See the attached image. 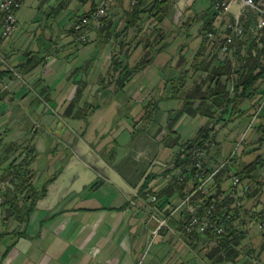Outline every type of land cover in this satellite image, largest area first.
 I'll return each instance as SVG.
<instances>
[{
  "label": "crops",
  "instance_id": "crops-1",
  "mask_svg": "<svg viewBox=\"0 0 264 264\" xmlns=\"http://www.w3.org/2000/svg\"><path fill=\"white\" fill-rule=\"evenodd\" d=\"M183 2L194 14L185 25L184 35L179 39L182 44L178 46V39L166 44L155 54L152 63L134 76L123 90L111 91L107 88L104 77L108 47L96 46L95 33L90 35V42H94L86 47H75L77 44L70 34L74 44L65 46L60 51L55 50V54L48 56L52 58L46 64L39 65L28 75L18 73L16 76L12 73V77L0 81V130L3 126L6 128L7 122L3 120L13 117L14 113L10 108L14 102L29 104L26 117L45 120L58 116L66 119L69 129L61 125L57 130L67 133V146H72L68 150L73 151L90 167L97 169L96 167L103 166L106 169L102 171V179L99 181L89 179L80 186H76V181H73V185L67 188L59 186L62 175H54L52 183L46 188V195L37 201L34 212L23 227L19 228L18 223L13 226L0 223V264H264V188L258 197L261 203L255 208V212H262L261 217L258 222H251L249 225L240 226L235 223L240 235L238 244L221 262L218 255H208L204 248L209 245L206 236L190 241L170 232L179 230L183 220L181 211L169 217V229H162L157 237H153L157 223L150 215H166L169 208L162 207L165 200L156 207L151 202V196L155 193L170 195L173 192L169 189L173 172H166V164L180 151V145L196 139L201 129L209 128L214 123V119L211 120L208 116V107L201 106L198 110L192 108L190 112L184 108L187 94L194 88L196 81H199L197 77H190L194 57L201 48L200 30L206 18L204 16L213 12L209 0ZM90 9L91 3L82 0H26L17 14L18 25L12 37L3 39L0 36V55L4 57V62H0V71L9 69L13 72V67L22 63L27 54H43V50L50 49L52 44H58V40L63 43L68 38L73 18ZM116 11V14L120 13L119 9ZM194 29L193 36L190 31ZM135 48L129 55L132 53L138 60L141 57V46ZM189 69L190 74L187 73ZM98 87L103 88L98 99L105 103V107L91 111L88 115L76 114L77 118L73 111L67 112L65 118V110L60 107L61 104L64 106L76 97L80 103H90L93 88ZM167 87L170 92L164 91L163 94L162 89ZM257 87L258 95L253 104H258L260 95L264 93L263 81ZM203 89H206V84ZM177 90L178 95L175 94ZM182 90H186L183 96ZM45 102L55 108L52 113L37 109L38 104L41 106ZM112 103L115 104L114 110L111 108ZM125 104H129L131 112L117 124L120 120L117 111ZM149 104H155L157 111L149 113L154 120L147 124L146 133L152 132L154 136L158 134L156 141L164 143L153 150L133 139L140 126L139 120L145 114L143 106ZM198 104L200 102L196 106ZM249 107L250 104L244 102L241 107L244 111L242 116L234 114L230 121L216 126V142L220 150L217 160L222 162L226 159L233 144L247 129L255 109L249 110ZM179 112H182V116L170 128L167 121L170 116ZM79 118H88V126ZM5 128L3 132L7 135ZM60 132L57 131L58 135ZM13 134L15 133L11 136ZM18 134L23 140L28 137L27 132ZM261 137L264 138V108L256 125L248 133L244 148L249 150L248 155L237 159L235 169L253 163L257 157L262 156L264 159V142L260 143ZM101 138L105 141L109 139L104 145H109L110 139L113 144H117V148L113 147L117 155L112 162L98 157L93 159L91 154L88 155L91 151L89 146L96 144ZM41 140L39 136L35 148L42 158L47 146L43 141L40 144ZM249 142L252 145L247 148ZM144 152L150 153L149 158H155L147 169V165L138 158ZM56 156L50 153L46 159L54 162ZM168 158L170 161L163 163ZM87 159L91 163H87ZM41 160L37 158L31 165L32 169L42 165ZM142 164L145 169L141 167ZM158 169L163 172L152 175ZM257 176L264 179V166ZM40 179L38 176L35 186L42 184ZM146 179L149 184L141 191ZM230 186V180H227L222 184V190L229 192ZM97 190H100L101 200L93 195ZM87 191H91V194L85 196ZM81 195L84 197L81 198ZM182 195L178 192L172 194L169 197L170 206L178 203ZM241 199L246 208L252 204V200L246 195ZM132 201L139 203L141 208L135 207Z\"/></svg>",
  "mask_w": 264,
  "mask_h": 264
},
{
  "label": "trees",
  "instance_id": "trees-1",
  "mask_svg": "<svg viewBox=\"0 0 264 264\" xmlns=\"http://www.w3.org/2000/svg\"><path fill=\"white\" fill-rule=\"evenodd\" d=\"M85 3H91V9L87 13L76 15L73 18V24L70 28V34L78 38L74 32V25L77 24L81 18L90 16L96 9L98 3L97 0H82ZM178 0H140L136 6L130 7V0H128V9L125 11L124 16L118 19V14L110 10L107 15L102 19V27L96 30V40L102 39L101 45L108 47L111 42L117 48V51L113 53L111 57V78H113V85L117 90H123L125 86L133 79L134 76L143 72L153 61L155 54L159 53L166 44L164 41V34L162 25L167 19L171 18L172 7ZM210 8L211 3H210ZM116 10V9H115ZM206 17V18H205ZM213 13L204 16V23L200 30L202 36V43L199 52L195 55L191 70L192 79L197 77L198 82L194 84V88L187 94L184 102V108L189 112L193 109L198 110L201 106L208 107V116L211 120L214 119L213 126L205 127L201 129L196 139L184 142L180 145V151L174 158L172 168L168 170L169 173L175 169H190L188 172L187 180L185 183H179L174 178L171 179L169 189H172V194L175 192L183 194L182 197L191 192L196 187V182L193 179L194 168L191 162V150L195 146H201L207 149L209 154L208 165L214 166L219 163L217 152L210 150V138L213 136V142L216 143V126L221 122H228L234 114L242 116L244 111L241 109L244 102L250 104V108H255L253 104L254 99L258 95L257 84L264 80V49L257 51L256 55L253 54V49L256 47L254 42L248 45V49L243 55V49L241 48L235 57L236 67L235 73L239 75V79L235 84L233 96L229 99V76L231 74L230 62L219 58V50L211 56L210 51V38L209 34L217 35L218 32L213 27ZM122 24L121 28L120 25ZM1 25V23H0ZM146 26L147 35L143 33V28ZM1 27V26H0ZM131 29L136 31V36H142L144 40L132 46L130 42H125L128 38V34ZM1 36V35H0ZM2 38V37H1ZM94 42V41H93ZM79 43L78 45L87 46L89 43ZM162 45L155 49V46ZM142 47V56L131 64L127 59V55L130 54L133 47ZM135 48V49H136ZM39 54L29 53L25 56V60L22 63L14 66V69L22 75H28L32 73L36 67L43 63L44 59ZM219 58V60H218ZM190 69L188 74H190ZM12 77V72L9 69L0 71V81L5 78ZM194 83V82H193ZM206 84V89L203 86ZM193 85V84H192ZM183 87V86H182ZM180 89V87H179ZM175 94H179L178 90ZM200 102L198 106L196 103ZM79 104L78 97L73 100L69 105L67 112L76 105ZM195 107V108H194ZM95 108L94 110H96ZM221 110V113H218ZM182 116V112L170 116L167 121V125L172 128V124L176 123ZM172 126V127H171ZM263 131V129H262ZM214 134V135H213ZM3 137L0 135V182H7L9 186L1 190V197L3 202L0 204V209L5 215L6 220L8 217L15 218L20 224H26L32 213L35 210L38 200L46 195L47 186L52 183L53 179L48 180L40 188L35 186L33 173L31 172V165L35 160L34 148L30 146H24V143L17 144H5L3 145ZM264 142V138L261 137L260 143ZM23 149L24 155L20 154V150ZM34 154V155H32ZM240 155L238 158H240ZM233 160L225 169H223L216 177L214 186L212 187L211 194L206 198L204 204L199 208L200 215H204L206 206L210 203H215L217 206V223L222 224L225 227V233L215 246L207 245L206 249L208 255H218L219 262L225 259L229 252L236 249L238 244L239 231L236 229L237 225H249L251 222H258L262 212L259 210L255 212L261 202L259 196L263 192L264 179L257 176L259 170L264 166V159L262 156L257 157L255 161L242 168H236L237 159ZM235 175L238 176L242 184L250 187L249 191L245 192V195L252 202H256L254 206L246 208L245 205L237 207L234 201L230 198L229 193L222 190V184L230 180ZM149 180L146 179L141 187L147 188ZM146 190V189H145ZM149 193H152L151 191ZM163 193H155L159 200V206L162 200L165 203L162 207L168 209L169 197ZM242 200V199H241ZM169 215V210L167 214ZM235 223L237 225H235ZM204 236L207 237L209 242H213L217 239L212 231H208ZM200 237V236H199ZM198 236L190 237L188 240L196 241ZM248 264H252L249 262Z\"/></svg>",
  "mask_w": 264,
  "mask_h": 264
},
{
  "label": "built area",
  "instance_id": "built-area-1",
  "mask_svg": "<svg viewBox=\"0 0 264 264\" xmlns=\"http://www.w3.org/2000/svg\"><path fill=\"white\" fill-rule=\"evenodd\" d=\"M26 0H0V23L1 37L8 39L16 31L18 25L17 14ZM140 0H130V7L136 6ZM213 12V27L217 35L209 34L211 41V56L219 50V58H222L231 64V74L229 76V99L233 96L235 84L239 75L235 73V57L239 50L243 49V55L251 42L255 43L253 54L264 49V0H209ZM116 0H100L95 11L75 24L74 32L77 34L79 43L87 42L91 32L102 27V19L111 10ZM218 58V60H219ZM259 103L255 106L252 118L249 121L245 132L233 144L230 153L226 159L213 167L208 165L209 154L207 149L201 146H195L190 153L191 162L194 168L193 179L196 187L186 193L178 203L173 206L169 204V215L151 214L150 218L157 223L153 232V237H157L162 229H169L168 219L174 213L181 211L183 220L179 230H170L172 234L179 237L204 236L208 231H212L217 239L209 242V245L215 246L225 233V227L217 223V206L210 203L203 208L204 215H200L199 208L204 204L206 198L211 194L217 175L225 169L233 160L238 158L244 151L247 136L250 130L256 125L260 114L264 108V93L260 95ZM221 113V110H218ZM218 129L216 128V131ZM214 135V134H213ZM210 150L217 152L214 137L210 138ZM216 139V136H215ZM190 169H175L172 177L179 183H185ZM229 196L237 207L241 206V197L250 187L242 184L238 176L233 175L230 178ZM3 199L0 196V203ZM151 202L159 207V200L156 195L151 196ZM135 207L141 208L137 202H131ZM252 264H260L252 262ZM262 264V263H261Z\"/></svg>",
  "mask_w": 264,
  "mask_h": 264
},
{
  "label": "rangeland",
  "instance_id": "rangeland-1",
  "mask_svg": "<svg viewBox=\"0 0 264 264\" xmlns=\"http://www.w3.org/2000/svg\"><path fill=\"white\" fill-rule=\"evenodd\" d=\"M183 1L184 0H178L177 2L174 3V5L172 7V14H171L172 16H171V18L167 19L164 22V24L162 25L163 34H164V41H162V42L164 44L173 43L174 41H177L176 39H178V41H177L178 46H180L182 44V43L180 44V42H182V41H179V39H181L182 38L181 36L184 35V33H183L185 31L184 28L187 26L186 24H187L188 20L191 19L193 14H194V11H192L191 9H188L186 3H184ZM115 9L116 10L119 9V11H120V14H118V19L122 18L124 16L125 11L128 9V1L127 0H116L115 4L113 5V11L112 10L111 11L112 12H117ZM121 26H122V24L120 25V28H121ZM195 29L193 31H190L191 34H193V36L195 34ZM93 33H96V31L91 32V34H93ZM143 33L145 35H147L146 26L143 28ZM90 35H89V37L87 39V42H89L90 39L92 38V37H90ZM95 36H96V34L94 35V37ZM142 36H144V35L140 34V36H136V31L134 29H131L129 34H128V38H127V40L125 42H127V43L130 42L132 44V46H134L135 44H138V42H140L141 40H144L143 41V44H144L145 43V39H143ZM10 37H12V35ZM70 37L71 36H70V32H69L67 40H64L63 43L62 42L59 43V40H58V44H56L54 42L55 44L54 45L52 44L50 46V49L43 50L44 53L43 54H39L40 56H42L41 58L44 59L43 63H41L40 66L46 64L47 61H49L52 58V57L48 58V56L55 54V52L57 50L60 51V49L62 50L63 48H65V46L74 44L73 41L71 40L72 37L71 38ZM73 39H74L75 44H77L75 47H77L79 42L77 41V38L74 37V36H73ZM101 43H102V39L101 38L97 39L96 46L98 48H106V47H103L101 45ZM160 46H162V45L160 44L158 46H155V49L159 48ZM83 47H86V46H83ZM116 51H117V48L111 42V44L107 48V54L105 56V64H106L107 71L105 73L106 77H104L105 78L104 80L107 82V88H109L108 90H111V91H115L116 90L115 86L113 85V81H112L113 78L110 77L111 76V71H112L111 57H112L113 53H115ZM140 51H141L140 56H142V54H143L142 47H141ZM127 57H128L127 59L129 60V62L131 64L134 63L137 60V56H133L132 53H131V55H127ZM184 61H186V60H184ZM0 62H4V57L1 56V55H0ZM6 63L9 64V62H6ZM13 69H14V67H13ZM12 73L16 74V76L18 75V72L15 69H14V71ZM190 78H192V76ZM263 83H264V80H263ZM176 87L178 88V86H176ZM93 89H94V93H93V96H92L93 98H91V100H90L91 102L90 103L83 104V103L79 102V104H76L74 106V108L72 107L68 113L73 111L74 114H75L74 117L77 118L78 115H76V114H80V116H83V114H87L88 115V114H91L90 113L91 111H97V110L105 107V103L101 102V100L98 99L100 97L99 96L100 92H101V90H103V88L102 87H100V88L98 87V88H93ZM181 89L182 88H180V90ZM186 90H187V88H186ZM111 91H109V93ZM164 91H165V93L166 92L169 93L170 92V88L167 87L164 90L162 89L163 94H164ZM185 91L182 90V92H181L182 96H183V94H186ZM72 102H69V103L65 104L64 106H62L63 104H61V106H60V107H64L65 118H67L66 113H67V110L69 108V105ZM27 106H29V104H24V103L21 104L20 102H14L11 105L10 109L14 113L13 117L3 120V122H7V123L5 125L6 128L3 126L2 127L3 129L0 130V132H2V133H0V135H2V137H3V141H2L3 145H5V144H17V143H21L22 144V143H24L23 147L28 145V146L34 148V150H35L34 154L35 155L34 154H32V155L35 156V160L38 158V159H42L41 162H43L42 165L41 164L39 166L37 165V167L35 169H32V167H31V172L34 174L33 175V177H34V181L33 182H35V180L37 179L38 176L41 177L40 182L42 184L40 186H38L39 188L42 185H44L48 180L52 179L54 175H58V174L62 175V179L59 182V186L60 187H64V188L72 186L73 185V181H76V186H80L82 183H87V181L89 179H91L92 181H94V180L99 181V180L102 179V175H103L102 171L105 169V167L98 166V167H96L97 169H95L93 167H90L89 165H87L84 162H82L77 157V155L75 153H73V151L68 150V148L72 149V146H67V144L69 142L68 141L69 137H67V133L66 132L65 133L64 132L61 133L60 130H57V129H59V127L61 125H63L64 127L69 129L68 122H66V119H64L63 117H60V116H59L60 118H58V116L57 117L55 116L56 118H54V119L48 118V119H45V120L39 119V118L37 119V118L26 117L25 113L28 110ZM113 106H115L114 103H112V107H111L112 109H113ZM154 107H156V108H154ZM38 108L39 109L41 108L40 112L41 111L42 112L43 111H45V112L46 111H50L51 113L55 109L54 107L51 106V104H49L47 102L42 103L41 106H39V104H38L37 109ZM95 108H97V109L94 110ZM143 110H144L145 114L139 120L140 121V126L137 129V133L133 136V139H134L135 142L140 143V144L144 145L145 147H148V149L150 148L151 150H153L155 147H158L159 145L160 146L164 145V143L156 141L157 138H158V134H156L154 136V134L152 132L151 133H146V131H148V128H146L147 124H150L154 120L153 116L149 115V113L157 111V106H155V104L145 105V106H143ZM130 112H131V108H130L129 104L122 105L120 107V109H118V111H117V113H118V115L120 117V120L117 121L116 123L118 124L122 120V118L126 114L128 115ZM79 119L83 120L85 125L88 126V122H89L88 118H79ZM4 128L7 130L6 131L7 135H4L5 134L3 132ZM56 130L59 131L61 134L59 133V135H58ZM13 132L15 134H17V135L13 134L11 136V134ZM19 132H22V133L27 132L28 133V137L26 138V136L24 135V138H26V139L23 140L21 138L22 136H18ZM217 134H218V132H216V135ZM39 136L42 139L40 144L44 142V143H46V146H47L46 152H45L44 155H42V158L38 156V153H37L36 148H35L37 146L36 145V140H37V138ZM107 141L109 142V139L105 141V139L103 140L101 138L100 140L98 139L96 144L92 143L89 146L92 152L89 151L88 155L91 154L93 159L98 157V158H102V159H104L106 161L108 160L109 162H112L113 159L117 155V151H116V149L113 150V147L115 146L117 148V144H113V142H111V139H110V144L109 145H104ZM251 145L252 144L249 142L246 147L248 148ZM39 146L41 147V145H39ZM2 149L3 148H1L0 151ZM218 150H219V148H218ZM248 151L249 150H247V151L244 150L243 151L244 153H242L241 155L242 156L248 155ZM50 153L51 154L53 153L54 155L55 154L57 155L56 158H55V161L53 160L54 162H48L47 159H46L47 158L46 156L49 155ZM20 154L24 155L23 149L20 150ZM149 154L150 153L144 152V153H142L141 155L138 156L140 161H143L144 164L147 165L146 169L155 160V158H153V156H151V158H149L150 157ZM242 156H241V158H242ZM66 157H68V158L66 160H63V158H66ZM70 157H72V158L69 161L68 159ZM174 157H173V159H172V161L170 163H168V161H170L169 158L165 159L163 161V163H166V162L168 163V164H166L167 167L166 168L164 167L165 169H167L166 172H168V170L170 168H172L173 163H174ZM35 160L33 161V163L35 162ZM86 161H89L87 163H91L90 159H87ZM219 163H221V160L219 161ZM144 164H142L141 167H144V169H145V165ZM240 167L242 168L244 166H240ZM150 170H154V169L150 168ZM153 172H155V173H153L152 175L160 174L163 171H162V169H158V170L153 171ZM0 174H1V172H0ZM162 174H165V173H162ZM168 174H169V172H168ZM7 186H9V183L0 182V195H1V190L5 189ZM102 191H103V189L101 190V192ZM229 191H230V189H229ZM99 192H100V190L94 191L93 195L101 200L102 196L99 195ZM88 194H91V191H87V193L86 192L84 193L85 196L88 195ZM84 195H81L80 197L82 198V197H84ZM97 201H98V203H100L98 199H97ZM255 203L256 202H252V204L249 207L254 206ZM0 223L1 224L12 225V226L15 225L16 223L20 224L19 221L17 219H15V218L8 217V219L6 220L5 215H4V213L2 212L1 209H0ZM23 226H24V224H20L19 228H21ZM0 233H2V232H0ZM2 236L4 237V234H2ZM248 263H243L242 262L240 264H248Z\"/></svg>",
  "mask_w": 264,
  "mask_h": 264
}]
</instances>
